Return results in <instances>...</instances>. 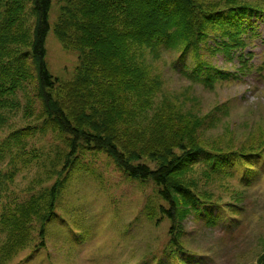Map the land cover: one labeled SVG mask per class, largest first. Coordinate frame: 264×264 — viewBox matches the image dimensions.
Segmentation results:
<instances>
[{
    "label": "rangeland",
    "instance_id": "1",
    "mask_svg": "<svg viewBox=\"0 0 264 264\" xmlns=\"http://www.w3.org/2000/svg\"><path fill=\"white\" fill-rule=\"evenodd\" d=\"M240 1L261 5L264 0ZM59 16L55 2L46 60L55 79L70 82L80 55L65 50L56 38ZM245 21L252 24L243 36L247 46L233 60L211 51L221 39L216 32L201 55L191 51L183 58L165 45L145 51L153 75L164 83L157 101L178 98L188 106V95L195 97L200 114L210 121L205 129L210 147L262 146V153L248 160L210 151L199 155L195 178L204 206L183 224L182 248L171 244L172 224L160 212V206H169L153 181L131 179L104 152H79L68 164L66 138L38 120L39 107L32 117L27 94L19 91V106L3 112L8 122L0 127V146L12 144L0 163V264H259L264 255V16ZM241 55L247 73L240 70ZM200 62L212 65L214 75L218 69L229 78L219 77L213 87L195 81L192 74ZM27 128L33 129L32 136L18 145L12 135ZM58 183L60 194L45 236L32 218V240L8 260L4 248L12 215L31 202H48ZM210 217L216 224L211 227Z\"/></svg>",
    "mask_w": 264,
    "mask_h": 264
},
{
    "label": "trees",
    "instance_id": "2",
    "mask_svg": "<svg viewBox=\"0 0 264 264\" xmlns=\"http://www.w3.org/2000/svg\"><path fill=\"white\" fill-rule=\"evenodd\" d=\"M55 2L60 16L54 34L65 50L80 55L76 78L70 82L55 79L46 60ZM254 16H264V1L0 0V127L8 122L3 112L18 107L17 94L25 92L27 112L33 117L39 107L38 120L66 138L68 164L79 152L94 150L106 153L131 179L153 181L169 206H160V212L172 224L171 244L180 249L183 224L204 206L195 178L199 155L210 151L248 160L262 153V146L210 147L205 135L210 121L200 114L195 97L188 95V106L178 98L157 101L164 83L153 75L145 51L165 45L183 58L191 51L201 55L216 32L221 39L216 49L208 50L222 51L233 60L236 51L247 46L243 36L252 24L245 19ZM240 59V70L247 73L244 56ZM213 70L200 62L192 77L213 87L219 77L230 76L218 69L214 75ZM32 131L19 130L12 140L22 145ZM11 145L1 144L0 163ZM61 184L53 187L45 204L31 202L12 215L4 248L8 260L32 240V218L45 236ZM1 197L0 192V203ZM212 220L209 227L216 225ZM259 264H264V255Z\"/></svg>",
    "mask_w": 264,
    "mask_h": 264
}]
</instances>
